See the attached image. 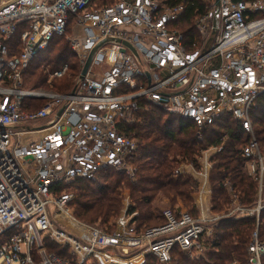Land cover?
<instances>
[{
    "label": "built area",
    "instance_id": "1",
    "mask_svg": "<svg viewBox=\"0 0 264 264\" xmlns=\"http://www.w3.org/2000/svg\"><path fill=\"white\" fill-rule=\"evenodd\" d=\"M215 3L195 18L189 47L178 26L191 13L186 0H0V264H173L175 248L204 257L222 220L244 218L256 219L248 264H263L264 149L251 116L264 94V0H219L217 28ZM59 38L80 61L74 89L52 87L68 75V64L50 77V89H26V73ZM143 102L199 129L227 117L239 121L251 138L246 170L258 183L252 205L230 188L224 212L212 209L213 155L199 161L223 142L201 151L196 166L175 171L198 181V216L174 206L154 227H140L128 209L111 227L76 219V182L107 170L136 181L140 145L129 130ZM50 243L71 258L48 252Z\"/></svg>",
    "mask_w": 264,
    "mask_h": 264
},
{
    "label": "trees",
    "instance_id": "2",
    "mask_svg": "<svg viewBox=\"0 0 264 264\" xmlns=\"http://www.w3.org/2000/svg\"><path fill=\"white\" fill-rule=\"evenodd\" d=\"M186 1L192 6L191 13L178 26L184 28L186 43L190 47L197 38L193 24L195 18L207 13L216 0ZM115 2L116 0H97L99 5H111ZM168 2L177 5L183 0ZM65 64L70 67L68 75L62 79H54L52 87L60 93L72 92L80 74V61L65 38L56 39L41 54L26 73L24 87L29 90L50 89V77ZM142 105L145 109L138 112V123L129 130L140 145L134 163L136 181H131L125 173L107 170L101 172L95 181L76 182L73 185L75 200L72 203L75 218L88 224L98 221L106 224L118 217L122 210L120 188L131 191L135 204L129 212L139 214L135 219L140 227L148 223L155 225L151 223L155 217L151 204L159 192L172 198L173 202L182 200L190 208L188 212L198 216L194 207L198 181L189 175L176 178L175 171L182 162L196 160L201 151L220 147L223 142V149L213 159L216 162L211 173L212 209L215 213L224 212L232 201L229 188L237 192L244 205H252L258 183L246 170L247 160L243 150L251 138L239 121L227 117L212 126L199 129L190 120L169 114L145 102ZM37 107H42V103ZM251 117L256 138L264 149V94L257 100ZM161 217L160 224H163V215ZM255 228L256 219L253 218L222 220L215 229L214 243L204 257L193 258L175 248L172 253L173 264H248L247 248ZM260 237L264 241V211L261 215ZM51 246L59 249L56 252L59 257L71 258L60 246L50 243L48 247ZM148 264L157 263L154 258H150Z\"/></svg>",
    "mask_w": 264,
    "mask_h": 264
},
{
    "label": "rangeland",
    "instance_id": "3",
    "mask_svg": "<svg viewBox=\"0 0 264 264\" xmlns=\"http://www.w3.org/2000/svg\"><path fill=\"white\" fill-rule=\"evenodd\" d=\"M182 29H184L183 27H181ZM65 40H67L65 38ZM43 57V55H42ZM41 125L44 124V122L40 123ZM204 151V150H203ZM214 151H211L210 153L208 152H204L202 154V156L200 157V161L201 163H204L205 162V158H210L212 155V160L214 159L215 155L217 153H214ZM199 155H197L198 157ZM196 157V158H197ZM212 162H216V161H212ZM183 164H191V165H195L196 166V162L195 160L193 159L192 161H187V162H182L180 166H182ZM199 166V165H198ZM214 168V167H213ZM213 169L211 170V173H212ZM249 174V173H248ZM210 189H211V176H210ZM230 190V188H229ZM120 191L121 192V198H122V210H121V213L118 217L114 218V219H111L108 223L106 224H103L102 221H98L97 223L95 224H90V225H98L100 227H111L115 221L120 217L122 216L123 212L126 211L128 209V211H130L131 207L135 204L134 203V200L133 198L131 197V191L128 190V189H124V188H120ZM212 191V189H211ZM212 194H213V191H212ZM173 197V196H172ZM194 205H195V202H194ZM153 210H154V213H155V217H154V220L151 222V223H154L155 225H152V224H145L144 226H147V227H154V226H158L160 225V223L162 222V214L163 212L167 209V208H170V207H174V206H177V207H180L181 206V209L183 210H186V211H189L190 208L187 207L182 200L180 199H177V201H174L172 200V198H169V197H166L165 194L163 192H159L156 194L152 204H151ZM195 207V206H194ZM73 209V212H74V208L72 207ZM139 215V214H138ZM77 219V218H76ZM83 223H86L88 224L87 222H83ZM106 225V226H104ZM0 241H3V240H0ZM53 246V245H52ZM51 246V248H48V252L50 253H56V252H59V249L55 248L53 249V247ZM67 252V250H65ZM66 256L68 254L64 253ZM90 264H95V263H90Z\"/></svg>",
    "mask_w": 264,
    "mask_h": 264
},
{
    "label": "water",
    "instance_id": "4",
    "mask_svg": "<svg viewBox=\"0 0 264 264\" xmlns=\"http://www.w3.org/2000/svg\"><path fill=\"white\" fill-rule=\"evenodd\" d=\"M215 5H216V10H215L214 25H215V27L217 28V26H218V22H219V0H216ZM97 50H98V48L94 49V50L91 52V54H90V56H89V58H88V60H87V62H86V65H85V67H84V69H83V71H82V76H83V77L86 76V74H87V72H88V70H89V68H90V66H91V63H92L93 57H94L95 53L97 52Z\"/></svg>",
    "mask_w": 264,
    "mask_h": 264
}]
</instances>
